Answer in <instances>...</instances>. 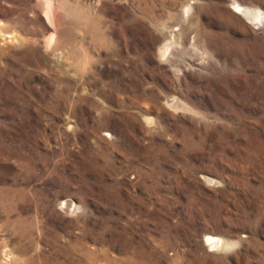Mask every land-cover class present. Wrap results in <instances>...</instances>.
Instances as JSON below:
<instances>
[{"label": "rangeland", "instance_id": "374dc122", "mask_svg": "<svg viewBox=\"0 0 264 264\" xmlns=\"http://www.w3.org/2000/svg\"><path fill=\"white\" fill-rule=\"evenodd\" d=\"M66 1L0 0V264H264V0Z\"/></svg>", "mask_w": 264, "mask_h": 264}, {"label": "bare ground", "instance_id": "6f19581e", "mask_svg": "<svg viewBox=\"0 0 264 264\" xmlns=\"http://www.w3.org/2000/svg\"><path fill=\"white\" fill-rule=\"evenodd\" d=\"M38 2L41 3L43 15L47 20L46 29H47L49 37L48 36H47L48 38L46 37L47 40L44 46H46L47 49H54V50L55 49L57 50L58 48H62L63 45H65L66 43H69L68 41L71 39L72 28H73V32L75 31L73 27L74 25H72V21H73V17H76L75 11L77 10L75 9L74 11L72 7L67 3L66 0H61L60 2H57L55 0H38ZM239 6H238V10H241L242 8H240ZM251 15L253 14L251 13ZM254 17L259 18V20L261 19V21L264 23V12L263 11H260ZM75 19H74V22L75 21L77 22V20H79L78 16H77V19L76 20ZM81 19H82V16H81ZM253 21H254V18H253ZM81 24L83 23L81 22ZM79 26H80L79 27L80 29L82 26L81 25ZM76 32L78 33V30ZM75 40H72V42ZM65 204L67 205V207L68 205L69 206L71 205L70 206L71 208H73V206L75 205V204L74 205L71 204V200L64 201V205ZM206 240L212 250L223 249L228 244L222 237L217 236V235L209 234L207 235Z\"/></svg>", "mask_w": 264, "mask_h": 264}]
</instances>
